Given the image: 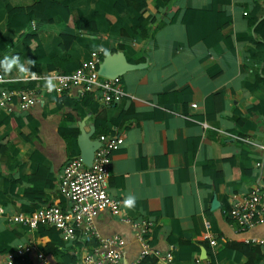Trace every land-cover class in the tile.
<instances>
[{"label":"crops","instance_id":"obj_1","mask_svg":"<svg viewBox=\"0 0 264 264\" xmlns=\"http://www.w3.org/2000/svg\"><path fill=\"white\" fill-rule=\"evenodd\" d=\"M71 9L74 22L94 18L97 28L79 31L61 21L48 25L36 20L31 21L34 28L31 22L8 27L5 3L0 2V60L11 62L10 74L0 71L8 79L0 87L28 85L27 77L35 72L27 67L35 54L20 36L38 29L48 58L82 62L98 51L101 62L107 55L123 59L129 66L120 75L127 95L107 106L99 91L82 98L79 87H72L58 96L45 94L25 111L15 103L0 108V121L14 116L23 123L0 127V141L13 133L7 150L0 152V264L19 245L42 250L50 242L38 229L8 217L61 203L67 209L60 178L71 156L80 155V127L93 131L92 140L102 134L123 138L111 158L108 186V194L121 202V215L103 210L94 224L102 236L118 234L126 241L124 264L137 258L140 245L122 217L152 222L148 239L161 252L173 246L170 264H211V256L220 257L215 264H249L248 254L225 248L246 238H264V217L243 231L222 211L264 186V50L249 41L253 23L264 17V0H167L159 9L148 5L143 17L151 20L143 37L132 31V14L114 9V0H77ZM60 34L78 40L64 49ZM62 95L68 102L58 105ZM69 129H77V137ZM129 196L135 197L131 208L124 203ZM197 239L207 242L211 256L206 251L201 259L200 246L187 253L190 258H176L177 240ZM92 247L74 241L62 249L73 252L78 262V251L84 254ZM29 255L16 264H37ZM154 259L145 264H165ZM50 263L63 264L53 256Z\"/></svg>","mask_w":264,"mask_h":264},{"label":"built area","instance_id":"obj_2","mask_svg":"<svg viewBox=\"0 0 264 264\" xmlns=\"http://www.w3.org/2000/svg\"><path fill=\"white\" fill-rule=\"evenodd\" d=\"M31 24L34 28L33 22ZM100 62V52L92 51L89 58L83 60L70 73L50 70L43 74L29 75L28 80L37 82L34 88H0V108L10 109L15 103L20 111H25L38 103L45 94L58 96L72 87H79L81 95L89 91H99V100L104 105H112L127 94L122 88L120 76L109 78L99 74ZM7 81V77L0 72V84ZM196 106L192 104L193 108ZM98 140L100 145L94 152L90 166H86L79 156H75L63 168L59 189L68 203L66 210L57 205L45 206L34 212L13 214L8 217V221L29 230H37L39 226L53 227L65 243L80 241L86 246L92 243L93 247L84 254L78 251L77 264H124L126 241L118 234L102 236L94 224L96 216L103 210L116 217L121 215V202L108 194V186L111 158L123 143V138L102 134ZM222 213L233 220L240 230L252 229L264 217V186L250 190ZM121 220L130 225L135 241L140 245L139 255L130 264H140L148 256L163 260L165 264L174 261L173 246L161 252L150 243L148 237L152 222L128 217H122ZM210 237L208 233L204 235L205 239ZM245 243L260 247L262 258L257 264H264V238H246ZM31 253L34 254L37 264H51L42 250L28 244L19 245L8 252L4 264L24 262ZM195 260L196 263L200 262L199 258Z\"/></svg>","mask_w":264,"mask_h":264},{"label":"trees","instance_id":"obj_3","mask_svg":"<svg viewBox=\"0 0 264 264\" xmlns=\"http://www.w3.org/2000/svg\"><path fill=\"white\" fill-rule=\"evenodd\" d=\"M8 0H0V2L5 3V12H6V25L8 27L19 28L29 24L31 21H41L45 24L52 25L56 21H61L67 27H75L79 31H88L95 30L97 28V23L94 18L84 22L83 20H78L74 22L71 6L77 0H31L27 5H12L11 3H6ZM167 0H114V9L118 13L127 12L132 14V31L135 34L140 36L146 35V27L148 22L151 20L148 17L144 18L143 13L147 9L148 5H152L155 8L165 4ZM121 25V20L118 18L117 25L113 28H118ZM63 44L62 48L66 49L70 46L73 41H77V37L73 34H60ZM20 41L27 45L35 54V62L29 65L28 71L35 72L38 74L46 73L50 70H57L61 73H70L77 69L81 62L75 58H59L51 57L48 58L44 52V42L40 36L38 29L23 34L20 36ZM249 41L256 45L258 49L264 50V17L256 20L253 23V34L249 37ZM91 53V52H90ZM89 53V55H90ZM89 55L87 58H89ZM103 56V54H102ZM86 58V59H87ZM17 59V58H16ZM85 60V59H84ZM11 62L0 60V71L4 74L11 73ZM46 64L47 69L42 70V65ZM264 81V79H261ZM37 82L34 80H28V85L19 88V89H28L36 87ZM1 88V87H0ZM11 89V88H10ZM92 94L91 91L86 92L82 95V98H86ZM64 95L60 96L59 99L64 98V100H58V105L68 102L65 100ZM15 123L18 126H22L23 123L21 119L14 121V116L8 117L6 120L0 121V127L2 125H8L10 123ZM68 130V129H67ZM68 134L72 138L77 137L78 130L72 129L68 131ZM13 137V133L8 134L0 141V152L4 153L7 148L10 139ZM30 138L25 137V140L28 141ZM74 156V155H73ZM71 156V157H73ZM65 199V198H64ZM66 203L67 200L65 199ZM68 204V203H67ZM61 203L59 206L63 208ZM40 235H47L50 237V242L42 249L44 255L51 260V256L54 258H59L63 264H77V257L73 252H68L63 248L64 241L61 239L59 232L53 227L39 226L38 228ZM179 249L175 252L177 259H188L194 251L198 252L200 246L204 247L208 251V255L211 256L210 248L207 242L203 239H197L196 242L186 241V240H177ZM61 247V248H60ZM237 248L240 252L248 254L250 257V263L259 262L262 258V252L259 246H252L244 242L237 244L227 245L225 249H234ZM224 249V250H225ZM224 255H229V253L223 252ZM156 257L148 256L144 258L140 264H145L148 261L154 263ZM219 256H211L212 263L215 264V261L219 260ZM153 259V260H151ZM201 261V260H200ZM56 263V262H55ZM58 264V263H57Z\"/></svg>","mask_w":264,"mask_h":264},{"label":"water","instance_id":"obj_4","mask_svg":"<svg viewBox=\"0 0 264 264\" xmlns=\"http://www.w3.org/2000/svg\"><path fill=\"white\" fill-rule=\"evenodd\" d=\"M124 63L123 59L116 60L107 55L102 62H100L98 66L99 74L105 77L113 78L120 76L126 68H128ZM80 135L77 138V145L80 150L79 157L83 161L86 166H90L93 160L94 152L99 147L100 141L98 139L92 140L90 137L92 136L93 131L86 133L80 127ZM201 259L206 258V249L201 248ZM127 264V263H125Z\"/></svg>","mask_w":264,"mask_h":264},{"label":"clouds","instance_id":"obj_5","mask_svg":"<svg viewBox=\"0 0 264 264\" xmlns=\"http://www.w3.org/2000/svg\"><path fill=\"white\" fill-rule=\"evenodd\" d=\"M134 202H135V197L133 196H129L125 201V205L129 208L133 207L134 206Z\"/></svg>","mask_w":264,"mask_h":264}]
</instances>
